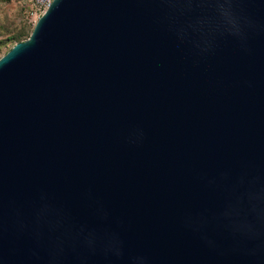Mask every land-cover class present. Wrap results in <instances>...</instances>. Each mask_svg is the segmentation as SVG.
Wrapping results in <instances>:
<instances>
[{
  "label": "water",
  "instance_id": "obj_1",
  "mask_svg": "<svg viewBox=\"0 0 264 264\" xmlns=\"http://www.w3.org/2000/svg\"><path fill=\"white\" fill-rule=\"evenodd\" d=\"M0 264H264V0H53L0 57Z\"/></svg>",
  "mask_w": 264,
  "mask_h": 264
},
{
  "label": "rangeland",
  "instance_id": "obj_2",
  "mask_svg": "<svg viewBox=\"0 0 264 264\" xmlns=\"http://www.w3.org/2000/svg\"><path fill=\"white\" fill-rule=\"evenodd\" d=\"M31 0H0V57L32 30L26 17Z\"/></svg>",
  "mask_w": 264,
  "mask_h": 264
},
{
  "label": "built area",
  "instance_id": "obj_3",
  "mask_svg": "<svg viewBox=\"0 0 264 264\" xmlns=\"http://www.w3.org/2000/svg\"><path fill=\"white\" fill-rule=\"evenodd\" d=\"M53 0H31L26 17L28 22L33 26L39 17L46 11Z\"/></svg>",
  "mask_w": 264,
  "mask_h": 264
},
{
  "label": "clouds",
  "instance_id": "obj_4",
  "mask_svg": "<svg viewBox=\"0 0 264 264\" xmlns=\"http://www.w3.org/2000/svg\"><path fill=\"white\" fill-rule=\"evenodd\" d=\"M115 254L118 256L120 253L117 251V252H115Z\"/></svg>",
  "mask_w": 264,
  "mask_h": 264
},
{
  "label": "trees",
  "instance_id": "obj_5",
  "mask_svg": "<svg viewBox=\"0 0 264 264\" xmlns=\"http://www.w3.org/2000/svg\"><path fill=\"white\" fill-rule=\"evenodd\" d=\"M28 35H29V34H28ZM28 35H27V37H28ZM27 37H26V38H27ZM17 43H18V42H17ZM15 44H16V43H15Z\"/></svg>",
  "mask_w": 264,
  "mask_h": 264
}]
</instances>
